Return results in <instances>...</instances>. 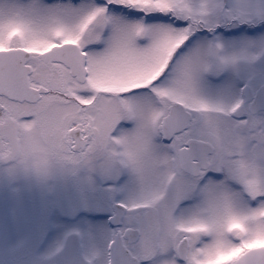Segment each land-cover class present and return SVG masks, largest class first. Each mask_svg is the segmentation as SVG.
Returning <instances> with one entry per match:
<instances>
[{"label":"snow or ice","instance_id":"1","mask_svg":"<svg viewBox=\"0 0 264 264\" xmlns=\"http://www.w3.org/2000/svg\"><path fill=\"white\" fill-rule=\"evenodd\" d=\"M0 264H264V0H0Z\"/></svg>","mask_w":264,"mask_h":264}]
</instances>
